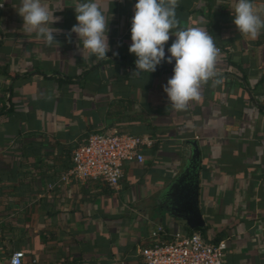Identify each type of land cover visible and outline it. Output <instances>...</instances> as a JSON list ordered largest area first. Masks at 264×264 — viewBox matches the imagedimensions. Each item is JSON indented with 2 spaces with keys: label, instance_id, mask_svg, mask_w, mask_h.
Masks as SVG:
<instances>
[{
  "label": "crops",
  "instance_id": "0c3cea01",
  "mask_svg": "<svg viewBox=\"0 0 264 264\" xmlns=\"http://www.w3.org/2000/svg\"><path fill=\"white\" fill-rule=\"evenodd\" d=\"M45 2L59 18L51 25L59 46L23 30L20 0H0V264L14 251L22 264H135L157 227L193 232L162 196L185 164L187 141L199 150L197 230L226 242L223 264H264V30L255 40L240 34L236 0H177L181 27L213 36L223 83L209 81L198 102L175 111L164 92L174 36L154 73L132 76L137 0H99L111 49L103 61L82 56L71 32L76 0ZM253 2L264 10V0ZM93 132L147 139L144 162L125 165L117 189L76 179L48 189Z\"/></svg>",
  "mask_w": 264,
  "mask_h": 264
},
{
  "label": "clouds",
  "instance_id": "9594fccd",
  "mask_svg": "<svg viewBox=\"0 0 264 264\" xmlns=\"http://www.w3.org/2000/svg\"><path fill=\"white\" fill-rule=\"evenodd\" d=\"M3 4H0V8ZM77 24L71 29L79 39V50L97 60L108 59L111 50L108 39V18L99 0H76L74 4ZM177 0H137L131 22L132 43L129 52L136 56L133 77L141 73H154L165 61V45L175 37L167 49V63L175 60L173 75L164 86L170 107L185 111L190 102L201 99L202 87L212 82V87L223 83L218 78L217 61L220 50L214 38L200 27H181L176 14ZM23 18V30L34 32L48 46H59L52 27L59 18L54 17L45 0H20L16 7ZM234 24L240 34L255 40L264 30V10L258 9L253 0H236L232 8ZM82 44V49H81ZM118 55V53H114Z\"/></svg>",
  "mask_w": 264,
  "mask_h": 264
},
{
  "label": "built area",
  "instance_id": "2783aa9c",
  "mask_svg": "<svg viewBox=\"0 0 264 264\" xmlns=\"http://www.w3.org/2000/svg\"><path fill=\"white\" fill-rule=\"evenodd\" d=\"M149 145L147 139L128 134L93 132L75 147L69 168L47 188L76 179L100 180L110 189H117L125 165L143 163L142 147ZM152 236V243L141 249L135 264H223L225 241L209 243L197 232L184 235L161 227H157ZM23 259V252L14 251L8 264H22Z\"/></svg>",
  "mask_w": 264,
  "mask_h": 264
},
{
  "label": "water",
  "instance_id": "95a60500",
  "mask_svg": "<svg viewBox=\"0 0 264 264\" xmlns=\"http://www.w3.org/2000/svg\"><path fill=\"white\" fill-rule=\"evenodd\" d=\"M186 145L185 164L162 196L165 211L171 217L183 221L189 230L195 231L204 227L198 207L199 150L195 141H187Z\"/></svg>",
  "mask_w": 264,
  "mask_h": 264
},
{
  "label": "trees",
  "instance_id": "16d2710c",
  "mask_svg": "<svg viewBox=\"0 0 264 264\" xmlns=\"http://www.w3.org/2000/svg\"><path fill=\"white\" fill-rule=\"evenodd\" d=\"M69 165H70V162L66 165H63V167L62 168H60L62 171H65V170H67L68 169V167H69ZM56 179V178H55ZM4 229V226H1V230H3ZM193 232H197V233H199L201 236H202V234H201V230H196V231H193ZM193 232H191V233H193ZM191 233H189V234H191ZM217 243V242H216ZM2 250H4V247H1V249H0V251H2Z\"/></svg>",
  "mask_w": 264,
  "mask_h": 264
}]
</instances>
